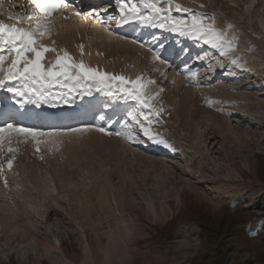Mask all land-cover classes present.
Segmentation results:
<instances>
[{"label": "rangeland", "instance_id": "1", "mask_svg": "<svg viewBox=\"0 0 264 264\" xmlns=\"http://www.w3.org/2000/svg\"><path fill=\"white\" fill-rule=\"evenodd\" d=\"M71 2L79 15L52 14L45 42L97 70L158 81L150 87L164 89L155 101L164 112L152 117L154 127L177 151L95 131L119 129L136 108L132 101L92 91L73 94L68 103L21 107L0 89V127L19 114L28 118L18 126L60 133L36 140L13 133L11 144L4 133L0 264H264V0H174L193 13H215L251 71L221 67L218 56L208 71V61L198 57L214 50L202 41L136 20L117 26L115 18L107 20L118 15L116 0ZM0 5L5 21L7 12L25 11V0ZM105 8L104 23L88 15ZM149 48L167 63L153 61ZM55 55L46 53L42 63ZM185 66L205 77L199 86L177 74ZM51 119L73 123L52 126Z\"/></svg>", "mask_w": 264, "mask_h": 264}, {"label": "snow or ice", "instance_id": "2", "mask_svg": "<svg viewBox=\"0 0 264 264\" xmlns=\"http://www.w3.org/2000/svg\"><path fill=\"white\" fill-rule=\"evenodd\" d=\"M28 3L30 8L26 13L9 11L7 12V22L0 19V53L4 51L8 53V56L0 54V89H4L14 99H18L21 107L27 104L38 105L52 101L68 103L73 94L88 95L92 91L102 93L109 98L132 101L136 108L127 113V119L123 121L119 129L113 132L103 126H95V131L110 137H119L128 144L137 142L138 137H143L173 152L177 151L176 147L154 127L158 121H154L152 117H160L164 112V108L157 107L155 103L159 92L164 89L160 88L159 91H156L150 87L158 84V81L152 79L145 81L140 76L130 80L124 75H114L97 70V68L87 66L83 59L79 62L73 60L65 50H57L54 41L52 46H49L45 42L51 39L52 21L49 17L57 11L66 13L71 9L77 15L79 12L75 10V5L71 0H28ZM116 3L118 15L115 17L107 15V20L111 21L115 18L117 26L136 20L144 25H152L202 41L204 45L214 50L211 55L206 50L203 56L198 57L202 63L205 60L208 61L206 65L208 71L213 70L211 61L217 56L224 58L218 60L221 67L230 64L235 69L251 71L247 61L236 54L234 37H230L227 31L217 26L215 13H193L190 8L177 4L174 0H164V6H159L161 0H139V5L133 3L132 0H116ZM200 7L207 6L201 4ZM173 11L189 13L190 19L177 18L172 15ZM107 12V8L94 9L88 15L104 23ZM3 14L0 12V15ZM225 26L229 30L234 27L231 22H226ZM109 34L111 35V32ZM120 39L125 38L120 37ZM132 43L135 44L137 41L133 40ZM80 47L83 48L82 45ZM144 47L145 45L141 43L140 48ZM148 51L151 53L153 61L159 60L161 65L167 63L160 52L153 48H149ZM49 52L56 53L54 59L42 63L45 61V54ZM6 60L8 66L5 68ZM156 71H159V68ZM177 74H185L186 80L192 81L197 86H199L198 80L205 78L198 75V68L193 70L188 66H185L183 73L178 72ZM17 81L19 86L14 83ZM54 88H58L59 91L53 94L52 89ZM55 103L52 106H55ZM236 106L235 104L230 105V107ZM229 115L231 114L229 113ZM68 131L76 133L82 129L72 128ZM6 132L9 133L7 137L9 144L12 142L13 133L18 136L32 137L33 140H36L37 137L60 135L58 131L45 133L35 128L6 122L5 126L0 127V154L4 152V140L6 139L4 133ZM37 142L39 143V141ZM8 151L12 152L13 149L9 148ZM14 158L7 159V168H12ZM4 175L5 165L0 163V178H3ZM5 187H7V180H5ZM54 192V187L46 190L45 198L53 195ZM177 203L179 204L180 201L178 200ZM261 240L264 242V237H261ZM5 258L7 259V256Z\"/></svg>", "mask_w": 264, "mask_h": 264}, {"label": "bare ground", "instance_id": "3", "mask_svg": "<svg viewBox=\"0 0 264 264\" xmlns=\"http://www.w3.org/2000/svg\"><path fill=\"white\" fill-rule=\"evenodd\" d=\"M29 8H30V5H29V3H28V0H25V13L29 10ZM3 10V9H2ZM0 12H1V10H0ZM4 13V12H3ZM1 17V16H0ZM2 18V17H1ZM7 21V20H6ZM224 78H226V77H224ZM228 80L229 81H231V80H233L232 78H229L228 77ZM1 112V111H0ZM1 115V114H0ZM26 118H28V117H26ZM26 118H23V116L22 115H19V114H17L14 118H12L11 120H8V122L9 123H16V124H18L19 122H23L24 121V119L26 120ZM71 119H74V118H71ZM52 120V119H51ZM48 120L47 122H49L50 123V125H55L57 122L55 121V122H53L54 120ZM70 120L69 119H62L61 121H60V123H62L63 124V126H68V125H71L73 122H69ZM60 123H57V124H60ZM154 148H156V150H158V148L157 147H154ZM50 189V188H49Z\"/></svg>", "mask_w": 264, "mask_h": 264}]
</instances>
